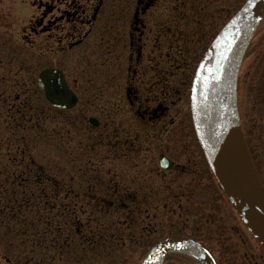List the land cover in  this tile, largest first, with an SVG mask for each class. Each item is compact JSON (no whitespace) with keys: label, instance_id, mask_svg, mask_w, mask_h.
Here are the masks:
<instances>
[{"label":"rangeland","instance_id":"rangeland-1","mask_svg":"<svg viewBox=\"0 0 264 264\" xmlns=\"http://www.w3.org/2000/svg\"><path fill=\"white\" fill-rule=\"evenodd\" d=\"M63 1L0 0V67H10L14 95L22 81V127L0 119V209L16 196L13 202L9 200L16 207L10 212L11 219L5 218V222L0 216V264H141L154 243L177 232L202 238L222 264H264V248L231 207L193 125L181 129L150 126L146 131L138 124L131 132L122 133L116 98L106 94L113 89L104 90L101 76L105 54L110 66L116 61H111V49L106 46L104 50L103 34L97 26L81 45L57 50V39L64 33L57 31L55 15L67 9ZM105 2L109 14L131 5L130 0ZM244 2L232 0L229 13L218 20L219 30ZM41 16L45 23L56 24L42 29L38 23ZM211 33L202 36L197 52L190 53L192 70L212 42ZM65 35L68 43L71 35ZM126 52L122 51V57ZM246 53L238 78V112L247 147L264 183V17ZM46 68L64 71L80 98L77 107L58 110L47 103L37 83L39 73ZM28 105L33 116L29 125L23 116L29 112ZM92 117L102 126H90ZM119 138L135 141L132 153L128 148L119 151ZM137 147L142 148L140 153ZM161 154L176 158L187 170L180 176L174 170L163 171ZM56 172L59 184L65 185L58 187L60 192L70 186L79 193L89 185L95 188L96 201L91 200L89 207L86 204L84 211H76L74 220L64 209L38 210L40 187L43 185L48 194L55 192L50 180L39 177ZM112 193L136 197L137 204L143 205L131 206L134 210L110 206ZM196 197L205 208L201 223L191 216L197 212L187 209L188 198ZM214 214L222 217V223L213 219ZM166 264L200 263L171 255Z\"/></svg>","mask_w":264,"mask_h":264},{"label":"flooded vegetation","instance_id":"flooded-vegetation-1","mask_svg":"<svg viewBox=\"0 0 264 264\" xmlns=\"http://www.w3.org/2000/svg\"><path fill=\"white\" fill-rule=\"evenodd\" d=\"M62 3H67V9L61 10L59 14L55 15L59 23L49 21L53 25L56 24L58 32L64 33V35L56 34L60 35L57 39V50L81 45L97 26L100 33L103 34L104 50L109 48L112 51L111 61L115 60L116 63L111 64V66L107 64V54H105V63L101 65V76L104 80V90L113 89V91L107 93L104 91V93L116 98V111L120 113L118 125L122 133L124 131L131 132L138 124L142 125L146 131L150 126L177 127L180 129L190 125L194 127L191 111V88L200 61L192 70L194 62L189 59V56L192 51L200 46L202 36L206 37L210 32H212L211 34L214 33V37L218 34V20L229 13L232 8V0H130L129 8L126 6L124 11L121 9L115 14H109L105 11V0H66ZM233 15L234 11L226 20L228 21ZM38 23L42 29H51L49 23H45L44 16L39 18ZM7 25L10 26L9 23ZM66 32L71 35L68 43H66L68 38L65 35ZM110 34L113 36L108 40L111 37ZM255 35L256 32L247 50L250 48ZM108 42L112 43L108 44ZM124 50L127 52L122 57ZM246 55L247 53L243 59ZM6 63L9 64V61ZM0 68L1 122H7L8 125L11 124L14 127H22V81L18 83L19 92L14 95L9 84L11 83L10 67L5 65ZM71 89L73 90V88ZM74 92L76 93V91ZM77 97L78 103L75 107L80 101L78 95ZM125 111H127V115L124 114ZM95 119L98 121L96 125L90 124L89 120L88 124L95 128L101 127V121ZM134 143V140L119 138L116 145L121 153H123L124 148L131 149L132 153ZM137 149H140L139 153L142 150L139 147ZM163 157L168 159L166 168L161 165ZM150 166L153 165L150 164ZM159 166L165 172L174 170L179 176L187 170V167L177 161L176 158H170L165 154H161ZM59 175L56 172L55 174L51 173L50 177L44 178L50 179L58 187L65 186L63 183L59 184ZM91 187L89 185L88 189L81 193L74 186L68 187L66 192H60V188H56L57 192L53 193L56 194L57 199H45L42 193L41 206L54 210L59 208L74 212L84 211L86 204L89 207L91 200L96 201L94 197L96 193L93 191L95 188L92 189ZM80 194L83 198H79ZM111 196L110 206L118 205L120 209L134 210L131 206L141 207L143 205L137 204L136 197L135 199H128L125 193L123 195L112 193ZM188 199L190 205L187 209L197 212V214L191 212V216L192 218L195 217L198 223H201L203 220L202 211L205 209H202L201 199L200 201L197 197ZM81 201L82 204L80 205ZM98 204L100 203L94 205L97 207ZM221 218L219 215H213L216 222L222 223L219 221H223ZM172 235H182L189 239H195L211 251L202 238L196 234L177 232L167 236ZM226 239L233 238L226 236ZM211 252L217 264H222L217 252ZM196 260L200 263L198 259Z\"/></svg>","mask_w":264,"mask_h":264},{"label":"water","instance_id":"water-1","mask_svg":"<svg viewBox=\"0 0 264 264\" xmlns=\"http://www.w3.org/2000/svg\"><path fill=\"white\" fill-rule=\"evenodd\" d=\"M263 15L264 0H247L226 23L198 66L191 101L197 135L210 167L244 224L264 247V185L246 145L237 106L242 58ZM37 83L55 107L70 109L78 102L60 69L42 70ZM97 122L89 120L92 125ZM167 161L166 157L161 160L165 168ZM173 253L194 256L201 264H217L205 246L182 235L154 244L141 264H163Z\"/></svg>","mask_w":264,"mask_h":264},{"label":"trees","instance_id":"trees-1","mask_svg":"<svg viewBox=\"0 0 264 264\" xmlns=\"http://www.w3.org/2000/svg\"><path fill=\"white\" fill-rule=\"evenodd\" d=\"M27 103H29V101L27 100ZM27 109H28V113H26V115H24L23 114V116H24V121L25 122H27L28 123V125H29V122L31 121V120H33V116L32 115H30V113L32 112V109H31V107L28 105L27 107H26ZM24 126V125H23ZM41 174V173H40ZM39 179H41V181H43V180H50V179H45L44 177H42V176H40L39 177ZM18 183V182H17ZM19 184V186L18 187H21L22 186V181L20 182V183H18ZM50 184L53 186V188L55 189L54 191L55 192H57L56 191V188H58V186L56 185V184H54V183H52V181L50 180ZM40 191H39V194H38V196H37V201L39 202V204H40V206L38 207V210H40V207H42L41 206V202H40V199L42 198V196H41V194L43 193V195H44V198L45 199H50V198H52V199H57V197H56V194H54L53 192L52 193H47L46 192V190L43 188V185L40 187ZM16 196H13V197H10V201L11 202H13V200H14V198H15ZM9 200H7V201H5L2 205H1V209H0V216L2 217V218H4V221H5V218H7L6 220H8V219H11V215H10V212L12 211V210H16V207L14 206V204L13 203H11V202H9ZM0 204H1V202H0ZM14 206V207H13ZM2 209H6L7 211H5V210H2ZM46 209V208H45ZM17 210H18V213H20L19 214V218H20V216H21V207H18L17 208ZM46 210H49V211H54L53 209H46ZM56 211H58V210H56ZM64 211H67V210H64ZM68 212H71V216H69V218L70 217H72V219L71 220H74L75 218H76V215H75V212L74 211H68ZM6 222V221H5ZM57 236V235H56ZM69 237H71V235H69ZM72 239V238H71Z\"/></svg>","mask_w":264,"mask_h":264}]
</instances>
